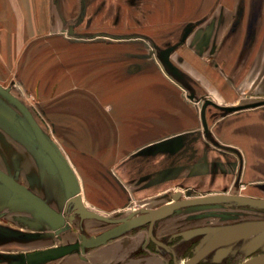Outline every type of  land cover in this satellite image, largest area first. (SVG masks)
<instances>
[{
  "label": "crops",
  "instance_id": "0c3cea01",
  "mask_svg": "<svg viewBox=\"0 0 264 264\" xmlns=\"http://www.w3.org/2000/svg\"><path fill=\"white\" fill-rule=\"evenodd\" d=\"M62 17L82 19L79 36L102 32L121 40L71 39L61 34ZM0 18L3 61L11 67L37 62L43 81L58 85L59 100L47 109L58 114L54 133L90 209L97 210L89 204L105 209L130 200V164L138 160L129 156L131 145L179 131H192L184 138L194 150L188 159L208 156L218 163L217 172L191 171L192 188L218 191L239 172L243 180L264 181V0H0ZM94 26L96 32L88 30ZM39 31L48 36L35 45ZM173 45L169 59H162ZM93 81L108 83L103 88ZM207 101L212 103L206 106ZM215 109L227 113L217 118ZM202 125L206 133L194 132ZM203 138L237 152L204 154L203 148L200 154ZM232 161L238 164L231 170L226 163ZM20 166L22 177L35 178L33 191L47 210L61 212L71 191L59 174L41 164ZM259 195L264 198V190ZM75 233L58 236L59 242L56 234H46L41 241L77 245ZM107 247L91 251L83 262L100 264L98 255ZM77 255L75 248L58 257Z\"/></svg>",
  "mask_w": 264,
  "mask_h": 264
},
{
  "label": "rangeland",
  "instance_id": "374dc122",
  "mask_svg": "<svg viewBox=\"0 0 264 264\" xmlns=\"http://www.w3.org/2000/svg\"><path fill=\"white\" fill-rule=\"evenodd\" d=\"M59 20L65 22V24L63 22L64 29L61 34L71 39L74 37L82 42H116L121 40L102 32L79 36V33L75 34V32L76 30L79 31L82 19L80 21L77 19V21L75 18L62 17ZM71 28H73V32H71ZM96 29V26H94L88 30L96 32ZM43 36H48V34H43L40 31L39 33L35 32L33 35L34 44H38ZM162 59L165 60L164 56H162ZM36 61H40V57ZM33 63L35 64L33 65ZM33 63L29 67H25L20 62V65L11 67L0 56V87L10 89L13 94V98H11L0 91V172L40 197L33 191L35 178L25 179L20 175V164L27 166L29 164L33 168H37L41 164L47 170L49 169L48 166L56 169L57 165L51 153L47 151V147L50 145L60 147L58 150L62 151L65 159H67L68 155L64 153L63 150L65 148L59 143L53 130L55 121L53 118L57 117L58 114H51L47 109L59 100L57 96L58 85L56 82L43 81L44 75L41 72L40 64L37 65V62ZM94 83L100 84L105 88L104 86L108 82L98 81L97 83L93 81L91 85ZM86 84L84 82L81 83L82 87L86 86ZM210 103L205 102V105L208 106ZM103 106L105 110L103 112L106 114L107 107L106 105ZM215 111H217L215 114L217 118L227 113L216 109ZM191 132L179 131L143 145H131L129 156L138 160L130 164L132 167V174L129 171L130 184H128L130 200L124 205H114L115 207L113 208H97L91 204L89 206L96 208L97 212L109 217L125 218L141 213L143 209L153 211L165 206L168 201L174 198V194L178 191L183 193V198L216 193L248 194L247 196L262 198L259 193L264 190V181L243 180L239 175L240 172L232 179V183L224 185L218 191L192 188L194 185L189 182L191 177L188 175L191 171L201 170L204 167H206L205 170L213 168L216 170L218 163L217 161H209L208 156H203V159H195L193 161L188 159L187 154H191L193 149L191 146L189 147L190 150L187 149L184 138L186 133ZM194 132L206 133L203 125ZM45 137L48 138L50 145L45 140ZM203 140L206 148L201 147L200 154L203 152V148L204 154L209 153L210 150L228 151L233 153V155L237 152L235 147L212 143V140L208 138H203ZM176 142L179 143L176 144ZM194 149L196 150V148ZM21 154H23L22 160L21 157L16 159V156ZM226 164L232 170L238 163L232 161ZM134 169L137 171L134 172ZM247 191L249 192L247 193ZM20 201L21 203H19ZM43 202L47 205L45 200ZM98 202L101 204L105 203L102 198ZM67 204L68 201L65 208L59 213L48 211L47 206H41L42 208H40L25 195L20 194L15 188L7 184L3 177L0 176V264H85L79 255L63 259L57 256L41 257L42 252L52 248L51 246L55 244L53 239L42 243L41 237L46 234L53 236L56 234V241L59 242L58 236L67 238L69 233L74 234L76 232L75 235L80 237L81 241L82 234L87 236L100 234L109 231L113 227L110 222L83 218L81 215L75 214L73 204ZM17 206L23 208V210L16 211ZM26 213L30 215L29 218L25 217L24 214ZM70 215H74L73 222L70 220ZM249 219H264V209L250 205L229 206L224 202L181 207L168 217L157 221L155 225V234L169 242L172 245L173 252H170L165 247H160L158 250L161 255H157L144 248V246L148 247L150 242L149 225L145 223L125 229L123 232L120 231L117 234L118 237L122 235L128 236L105 248L104 254L98 255L99 263L139 264L144 261H150V264H182L196 252L205 235L198 234L182 237L177 235L178 233L199 226L226 225ZM44 223L50 225L49 231L45 229ZM27 238L39 242L25 244L26 241L24 240ZM249 239L243 238L237 241L236 243H239L225 257L216 259L214 253H211L197 264H241L264 251L260 247L255 251L248 252L242 241H249ZM66 240L69 241L68 239ZM91 255H87L88 259L92 258Z\"/></svg>",
  "mask_w": 264,
  "mask_h": 264
},
{
  "label": "water",
  "instance_id": "95a60500",
  "mask_svg": "<svg viewBox=\"0 0 264 264\" xmlns=\"http://www.w3.org/2000/svg\"><path fill=\"white\" fill-rule=\"evenodd\" d=\"M192 26H190L183 38L185 39L189 32L191 31ZM73 28H71V32H73ZM176 47L173 45L167 48L163 54L166 60L169 59V55L171 51ZM0 91L6 94L8 97L13 98V94L10 89H4L0 87ZM191 97H194V94H191ZM210 103V101H207ZM44 138V137H43ZM45 140L49 143L47 137ZM55 146V145H54ZM60 147L48 146L47 151L51 153L54 162L57 165V168H54L55 173L59 174V177L66 184L69 192V200L67 205L73 204V210L75 214L81 215L83 218L88 219H99L110 223H119V225L104 234L99 236H87L86 234H82V240L79 244H70L52 247L41 253V257H54L61 256L73 251L75 248L82 252L86 253V248L97 247L101 244L106 243L108 237L113 232H118L125 230L127 228H131L133 226L143 224L146 222H150V233H153V227L156 221L168 217L173 214L177 209L181 207L199 205V204H212V203H226L229 206L235 205H250L255 208L264 209V198L247 196V195H237V194H227V193H216L212 195H202V196H193L183 198V193L178 191L174 194V201L168 205L160 207L153 211L142 210L141 213L133 214L125 218H114L109 217L105 214L99 213L96 210L90 209L83 201L79 188H77L75 176L73 175L68 160L63 157V153ZM49 169H53L51 166H48ZM0 176L6 181L7 184L11 185L15 188L20 194L25 195L29 198L36 206L42 208L45 205L43 200L40 197L34 195L31 191H28L23 186L15 182L14 180L7 178L3 173L0 172ZM42 206V207H41ZM47 208V207H46ZM70 220L73 222L74 215H70ZM223 227H228L231 230L222 234L215 235L210 237L219 229ZM261 231L260 235L256 237L254 240L250 241H242L244 242V247L248 252H252L262 247L264 250V219H249L244 221H239L232 224L226 225H207V226H199L190 229H186L180 232L181 235L185 236H193L198 234H204L203 241L197 247L196 252L189 259L184 261L182 264H197L202 259H205L209 254L214 253V257L216 259L227 256L230 253V250L236 246L238 243H233L232 241L239 238L240 236L245 235L249 232ZM163 244L162 242H160ZM82 254V255H83ZM241 264H264V251L258 253L257 255L249 258Z\"/></svg>",
  "mask_w": 264,
  "mask_h": 264
},
{
  "label": "flooded vegetation",
  "instance_id": "af4514ba",
  "mask_svg": "<svg viewBox=\"0 0 264 264\" xmlns=\"http://www.w3.org/2000/svg\"><path fill=\"white\" fill-rule=\"evenodd\" d=\"M114 218H121V217H114ZM166 218V217H165ZM159 221V220H158ZM120 223V222H119ZM119 223H112L113 224V227H111L109 230H111V229H113V228H115V227H117L118 225H119ZM146 223H148V230H149V240H150V242L148 243V247L147 246H144V248L146 249V250H149L151 253H154V254H157V255H161V252L158 250V249H160V247H165L167 250H169L170 252L172 251L173 252V248L171 247L172 245L169 243V242H167V241H165V240H163V239H161L160 237H158L156 234H155V225H156V223H157V221L155 222V224H154V227H153V233L151 234L150 233V222H146ZM143 224H145V223H143ZM127 229H129V228H127ZM121 232H123V230L121 231ZM182 232V231H181ZM105 232H103V233H100V234H95V235H90V236H99V235H101V234H104ZM120 233V231H118V232H113L112 234H110L109 235V237H108V239H107V241H106V243H104V244H101V245H99V246H97V247H92V248H90V247H88V248H86V253L85 254H83L82 252H79V257L82 259V260H88V257H87V255H89V253L91 252V251H93V250H97V249H99V248H101V247H104V246H109V245H112V244H114L115 242H117L118 240H120V239H123L124 237H127L128 235H122V236H120V237H118L117 236V234H119ZM135 235H138V234H135ZM177 235H180V236H185V235H181L180 233H178ZM160 242H162L163 244H161ZM83 254V255H82ZM194 254H192L191 256H193ZM190 256V257H191Z\"/></svg>",
  "mask_w": 264,
  "mask_h": 264
},
{
  "label": "bare ground",
  "instance_id": "6f19581e",
  "mask_svg": "<svg viewBox=\"0 0 264 264\" xmlns=\"http://www.w3.org/2000/svg\"><path fill=\"white\" fill-rule=\"evenodd\" d=\"M90 225H91V224H90ZM230 230H231V229L228 228V227H223L222 229H219V230L216 231L214 234H212V237L215 236V235H218V234L225 233V232L230 231ZM260 233H261V231L249 232V233H246L245 235L240 236L239 238L233 240L232 242H233V243H236L237 241H239V240H241V239H243V238H250L249 241H250V240H254V239H256V237H257L258 235H260Z\"/></svg>",
  "mask_w": 264,
  "mask_h": 264
}]
</instances>
